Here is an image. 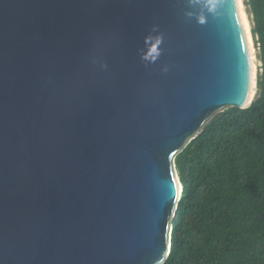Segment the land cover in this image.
Masks as SVG:
<instances>
[{"label": "water", "instance_id": "obj_1", "mask_svg": "<svg viewBox=\"0 0 264 264\" xmlns=\"http://www.w3.org/2000/svg\"><path fill=\"white\" fill-rule=\"evenodd\" d=\"M186 11L200 8L0 0V264L164 261L176 155L257 92L236 1L218 0L203 24ZM153 25L162 53L147 63Z\"/></svg>", "mask_w": 264, "mask_h": 264}, {"label": "trees", "instance_id": "obj_2", "mask_svg": "<svg viewBox=\"0 0 264 264\" xmlns=\"http://www.w3.org/2000/svg\"><path fill=\"white\" fill-rule=\"evenodd\" d=\"M261 62L247 108L214 114L175 157L182 194L161 264H264V0H245Z\"/></svg>", "mask_w": 264, "mask_h": 264}, {"label": "clouds", "instance_id": "obj_3", "mask_svg": "<svg viewBox=\"0 0 264 264\" xmlns=\"http://www.w3.org/2000/svg\"><path fill=\"white\" fill-rule=\"evenodd\" d=\"M187 3L192 6L199 5L200 11L196 14L191 11H186L188 17L195 15L197 22L203 24L206 20V13H214L217 9L218 0H187ZM158 25H153L151 31L144 37L143 48L139 49L140 57L147 63H155L161 53V45L163 43V34L159 32ZM101 67H107L106 64H102ZM164 71H167L165 66Z\"/></svg>", "mask_w": 264, "mask_h": 264}, {"label": "bare ground", "instance_id": "obj_4", "mask_svg": "<svg viewBox=\"0 0 264 264\" xmlns=\"http://www.w3.org/2000/svg\"><path fill=\"white\" fill-rule=\"evenodd\" d=\"M236 1V7L237 12L244 30V35L247 43V49H248V55H249V61H250V87H249V94L251 97L253 93L255 92V81H256V66H257V59L255 55V49L253 46V40L251 36V32L249 29V25L247 24L246 16L244 11V5L242 0H235Z\"/></svg>", "mask_w": 264, "mask_h": 264}, {"label": "rangeland", "instance_id": "obj_5", "mask_svg": "<svg viewBox=\"0 0 264 264\" xmlns=\"http://www.w3.org/2000/svg\"><path fill=\"white\" fill-rule=\"evenodd\" d=\"M243 2V5H244V11L245 12V15L246 16V20H247V24L249 25V29H250V32L252 31V27H253V21H252V16L250 14V11H249V8L248 6L245 4V0H242ZM251 36H252V40H253V46H254V49H255V55H256V59H257V66H256V79L261 71L260 69V66H261V62L259 60V47H258V43L256 42V37L255 35H253V33L251 32Z\"/></svg>", "mask_w": 264, "mask_h": 264}]
</instances>
